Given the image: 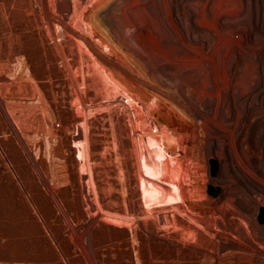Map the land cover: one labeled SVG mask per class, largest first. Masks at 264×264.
<instances>
[{"label":"rangeland","instance_id":"obj_1","mask_svg":"<svg viewBox=\"0 0 264 264\" xmlns=\"http://www.w3.org/2000/svg\"><path fill=\"white\" fill-rule=\"evenodd\" d=\"M179 1L189 10L190 1ZM221 1L218 14L229 11V23L240 13L238 26L244 21L259 31L263 16L254 6ZM61 2L45 0L47 8L43 0H0V187L9 188L4 202L14 210L0 215V264H263L240 237L239 210L218 201L232 182L215 154L222 146L213 128L188 112L172 123L135 101H118L124 93L103 82L58 21L73 24ZM238 26L220 37L218 63L264 73V43L247 31L231 44ZM124 66L125 81L141 84L140 67ZM152 86L175 103L173 92Z\"/></svg>","mask_w":264,"mask_h":264},{"label":"bare ground","instance_id":"obj_2","mask_svg":"<svg viewBox=\"0 0 264 264\" xmlns=\"http://www.w3.org/2000/svg\"><path fill=\"white\" fill-rule=\"evenodd\" d=\"M188 1H190L189 10L185 9L183 1L179 0H62L61 10L71 17L73 24L67 25L65 18L61 16L58 21L78 41L82 50H86L90 55L93 67L103 82L115 92L124 93L118 101L124 98L133 107L135 105H132V101H135L144 111L149 108L152 116L157 112L164 119L173 121L172 123L175 122L176 117L184 115L180 111L188 112L190 116L204 121L207 127L213 128V135L222 146V149L216 150L215 154L220 158L221 164L228 168L225 180L232 182L231 187L224 191L218 201L221 204L232 201L239 210L242 220L240 237L254 248L255 253L261 254L259 259L263 260L264 264V255H262L264 254V218L261 216L264 212V73L257 69L254 74H246L230 64L218 63L217 56L224 55L220 50V37L228 33V25L238 26L236 20L241 21L245 17L237 13L236 19L231 16L229 23V11L224 12L225 16L224 13L218 14L221 0H216V3L212 0ZM246 2L254 6L263 16L256 28L259 31L253 30L255 26L252 23L239 22L238 34L230 38L232 45H235L234 38L240 41L241 36L247 31L251 32L253 39L264 43V0H246ZM71 3L73 10L69 15L67 10ZM44 5L45 0H43ZM53 14H50L49 18L56 20ZM239 46L240 50H244L245 55L251 52L240 42ZM259 53L262 57L264 48ZM125 63L140 67L136 80L141 81V84H130L125 81L122 76ZM152 84L162 86L170 90V93L173 92L174 94H171L175 103H171L167 98L168 91H165V94L157 92ZM132 92L137 95L136 99L131 95ZM143 109H137L138 114H141ZM143 114L145 113L142 111ZM158 114L154 117L156 118ZM142 122L145 123L144 120ZM254 138L257 140L256 150L253 145ZM153 147L155 148V145ZM172 148L168 153L173 155L175 149ZM158 152L156 157L160 154ZM223 154L227 157L223 158ZM145 161L148 160L145 158ZM172 161H174L173 157ZM147 163L149 166V162ZM154 163L156 164L157 161ZM175 167L169 169L174 170ZM161 169L159 172L162 174ZM150 170L153 173L156 169L154 167ZM147 171L149 172V169ZM161 174L160 176L163 175ZM154 177L156 178L157 175Z\"/></svg>","mask_w":264,"mask_h":264},{"label":"crops","instance_id":"obj_3","mask_svg":"<svg viewBox=\"0 0 264 264\" xmlns=\"http://www.w3.org/2000/svg\"><path fill=\"white\" fill-rule=\"evenodd\" d=\"M8 189L9 188L6 185L0 187V215L5 217H12L14 214V210H12V205L4 202L7 194H11L10 192H8Z\"/></svg>","mask_w":264,"mask_h":264},{"label":"trees","instance_id":"obj_4","mask_svg":"<svg viewBox=\"0 0 264 264\" xmlns=\"http://www.w3.org/2000/svg\"><path fill=\"white\" fill-rule=\"evenodd\" d=\"M118 228H123V227H118ZM128 236H131V234H128Z\"/></svg>","mask_w":264,"mask_h":264},{"label":"water","instance_id":"obj_5","mask_svg":"<svg viewBox=\"0 0 264 264\" xmlns=\"http://www.w3.org/2000/svg\"><path fill=\"white\" fill-rule=\"evenodd\" d=\"M216 165V161L214 160V166Z\"/></svg>","mask_w":264,"mask_h":264}]
</instances>
